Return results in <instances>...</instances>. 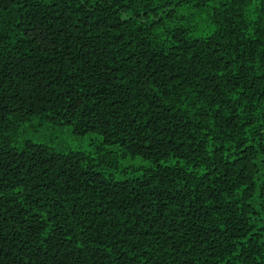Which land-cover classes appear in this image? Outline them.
Segmentation results:
<instances>
[{
    "label": "trees",
    "instance_id": "obj_1",
    "mask_svg": "<svg viewBox=\"0 0 264 264\" xmlns=\"http://www.w3.org/2000/svg\"><path fill=\"white\" fill-rule=\"evenodd\" d=\"M0 264H264V0H0Z\"/></svg>",
    "mask_w": 264,
    "mask_h": 264
},
{
    "label": "rangeland",
    "instance_id": "obj_2",
    "mask_svg": "<svg viewBox=\"0 0 264 264\" xmlns=\"http://www.w3.org/2000/svg\"><path fill=\"white\" fill-rule=\"evenodd\" d=\"M43 133H44L43 135H44L45 140H47V138L50 137L49 131L43 130ZM87 141H88L87 137H84L82 139H78L77 137L70 134L68 131H63L62 133L57 134V138H55L52 143L54 145H58L59 143L65 142L71 146H77V144H81L82 146H84Z\"/></svg>",
    "mask_w": 264,
    "mask_h": 264
}]
</instances>
